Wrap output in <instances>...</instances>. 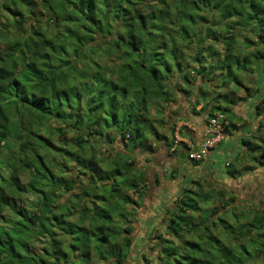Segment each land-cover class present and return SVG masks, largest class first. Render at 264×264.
<instances>
[{"label": "trees", "instance_id": "obj_1", "mask_svg": "<svg viewBox=\"0 0 264 264\" xmlns=\"http://www.w3.org/2000/svg\"><path fill=\"white\" fill-rule=\"evenodd\" d=\"M194 89L206 119L226 117L240 89L263 96L264 113V0H0V264H127L147 192L136 157L160 146L188 157L163 118ZM262 135L240 144L264 167ZM224 200L183 191L142 264H264V208L238 214Z\"/></svg>", "mask_w": 264, "mask_h": 264}, {"label": "rangeland", "instance_id": "obj_2", "mask_svg": "<svg viewBox=\"0 0 264 264\" xmlns=\"http://www.w3.org/2000/svg\"><path fill=\"white\" fill-rule=\"evenodd\" d=\"M246 38L248 41H250V43H252L251 45H253V47L250 45L249 48H245L248 53L259 50L260 46L257 45L258 39L256 38V35H252L249 30L241 31L240 39ZM216 47L214 46V48ZM216 49L219 52L222 51L221 47ZM247 74L249 75L250 73L248 72ZM250 75H254L257 80L259 78L258 73H251ZM239 77L241 81H243L245 87L250 90L255 88L254 85L247 83L248 81L246 75L244 76L241 74ZM195 90L196 89H194V91L188 90L186 94L178 93L174 95L175 100L166 111V115L163 118V125L165 123V119L169 118V122L176 120V122L179 123L176 127H185L182 125L183 122H188L191 119L194 121L193 125L196 127H199L200 125L206 126L208 121V119H206V115L196 114L201 110L202 105H197L198 99L193 94ZM242 90L244 94L247 93L245 89H240V91ZM243 93H239L238 95L243 97ZM253 102L254 104L252 105ZM253 102H241L233 108L240 110V112H243L246 104L250 105V109L253 108V118H257L259 123L262 122L261 124L263 127L257 131L258 129H254V127L251 128L250 125L249 130L251 135H253L255 138V142L260 143L259 140L263 137L262 134H264V113L261 116H256L257 110H255L254 106L258 100L255 98L253 99ZM249 118L250 117L247 118V122H249ZM183 119L186 121L182 122ZM158 130L160 133L166 134L168 139L173 137L168 133V130H166V132L160 128ZM225 132L226 130L224 129V133ZM57 139L61 140V138ZM184 143L188 145L187 141ZM217 145H219V142ZM217 145L214 148H216ZM188 146L190 147V145ZM259 146H261V144H259ZM214 148L211 149L212 152L210 151L205 159L208 158L207 160L213 163L215 167H220L218 172L221 173V167L223 166L224 162L226 160L232 159V157L227 154L219 155L217 152H215L217 148ZM166 149L167 148L165 146H160L156 149V152L152 154V156L147 154L137 155L136 157V166L138 168H142V170L146 173L147 188L145 191L147 192L140 208L136 212V219H134V221L131 219V217H134L135 212H133L132 216L130 217V220L133 222L134 230L132 233V247L127 264H142L141 260L144 257L153 258L157 255L159 244L163 239H167L164 231V223L168 217L167 209L179 196L183 194V191H187L186 189H189V187H191L194 191H200V187L208 190L215 188V186H219V181H221L220 185H222L224 188L218 187L220 188L219 191H224V199L226 200L230 196L235 198V204L238 207L237 209H239L238 214H241V211L251 213L252 210L254 211V208H259L260 210L264 208V167H261L256 162L249 160L248 157H245V154L240 153L239 159H243L241 164L234 161H231L229 164L237 170H239L244 165L250 166L251 168L256 167L253 171H251L250 174H243L242 176L238 177L237 180L230 181L228 179H224L222 176H219L217 171L213 170L212 173L218 175L220 180H211L210 171L208 172L206 170H202V173L200 174V172H194L195 170L183 169L184 165L183 161L181 160L182 158H180L177 154H174L171 149ZM95 151L101 156L99 157L101 161H103V157H106V155L110 152L107 147L101 145L95 148ZM257 152L258 151H253L254 156L260 155ZM148 157H151V161L149 162ZM185 161L189 162L190 160L187 157L185 158ZM260 161L264 163V160ZM224 166H226V163ZM172 172L174 173L172 174ZM155 173L159 174L160 180L158 184L153 185V176ZM223 205L224 203H215L212 206V210L217 212V214L212 217V219L217 218V215L223 212ZM126 209L129 211L128 207ZM208 212H210V210H208Z\"/></svg>", "mask_w": 264, "mask_h": 264}, {"label": "crops", "instance_id": "obj_3", "mask_svg": "<svg viewBox=\"0 0 264 264\" xmlns=\"http://www.w3.org/2000/svg\"><path fill=\"white\" fill-rule=\"evenodd\" d=\"M253 77H254V75H250L249 76V81L247 79V81H248L247 83L248 84L253 85V84L249 83L250 81L251 82L254 81ZM239 93H243V90L239 91V92H236L233 95V97H232V100H236V102H237L236 105L240 104L241 102H246V101L253 102V99H254V96H252L253 94H251V96L248 97V96H246L248 93H246V94L243 93L244 96L241 97L240 95H238ZM262 97L263 96H260L259 99H261ZM243 99H245V100H243ZM259 99H257V100H259ZM253 104H254V102L252 103V105ZM252 111H253V108L250 109V105L246 104V106L244 107L243 112H240V110H238V109L232 108V109H229V112L227 113L226 117L221 115L223 118H226V121H224V124L227 125L228 121L230 120L232 122V124L235 126V129H231L230 128L229 130H226L225 133L223 132L222 139L219 142V145H217V147H216L217 149L214 148V149L217 150V151L215 150V152H217L219 155L227 154V155H230L232 157V159L226 160L224 162L223 166L221 167L222 168V170L220 171L221 173L218 172L220 167L219 168L215 167L213 165V163H211V162H209L207 160L208 158L203 159L201 161L191 160L189 162L185 161V158H183V159H181L183 161V165H184L183 169L195 170L194 172H200V174L202 173V170H206L208 172L210 171L211 180H213V179L220 180L219 176H222L224 179H228L230 181H232V180L234 181V180H237V178L242 176L243 174H248V173L250 174L251 171L244 170L245 168H249L250 169V166H247V165L242 166L239 170L235 169L232 166V168L235 170V175L234 176L229 175L226 172V168H227L228 165L230 166L229 163L231 161L237 162L239 164L242 163L243 159H239V157H240V153H242V154L244 153V149L241 146L240 141H241V139H244V138H251L252 139L253 135H251V132L249 130V126L251 125L250 126L251 128L254 127V129H258L257 131H259V129H260L259 128V120L257 118L256 119L253 118L254 115H253ZM251 116H252V118H251ZM248 117L251 118V119L249 118V122H247V120H248L247 118ZM183 121H186V120L183 119L182 122ZM193 122L194 121L192 119L189 120L188 122H183L182 125H184L186 128L188 127L187 129L185 127H182V126L181 127H176L179 124L178 122H176V124H175V133H174L175 137L174 138H175V143L178 142V141H182L183 143L187 141V143H188V145H190V147H193L194 150H197L200 147L201 143L203 142V140L205 138L204 136H205V127L206 126L200 125L199 127H196V126L193 125ZM179 129H180V132H182V135L178 134V130ZM171 139L172 138H170L169 141ZM252 141L255 142L254 139H252ZM190 152H191V150H189L188 153H190ZM225 163H226V166H224ZM213 170H216L217 174H219V176L213 174L212 173ZM220 183H221V181H219V186H215V188H211V189H208V190H205L202 187H200L201 188L200 191H219L220 188L223 187L222 185H220ZM216 187L217 188L220 187V188L217 189ZM186 190L187 191H194L191 187H189V189H186Z\"/></svg>", "mask_w": 264, "mask_h": 264}, {"label": "built area", "instance_id": "obj_4", "mask_svg": "<svg viewBox=\"0 0 264 264\" xmlns=\"http://www.w3.org/2000/svg\"><path fill=\"white\" fill-rule=\"evenodd\" d=\"M224 119L221 115H215L208 119L205 138L197 150L190 147L191 152L188 153V159L194 161H201L209 154L218 142H220L224 132Z\"/></svg>", "mask_w": 264, "mask_h": 264}, {"label": "clouds", "instance_id": "obj_5", "mask_svg": "<svg viewBox=\"0 0 264 264\" xmlns=\"http://www.w3.org/2000/svg\"><path fill=\"white\" fill-rule=\"evenodd\" d=\"M206 125H207V123H206Z\"/></svg>", "mask_w": 264, "mask_h": 264}]
</instances>
